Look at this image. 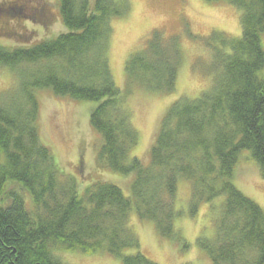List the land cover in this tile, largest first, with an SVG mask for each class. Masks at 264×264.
Segmentation results:
<instances>
[{"label": "trees", "instance_id": "16d2710c", "mask_svg": "<svg viewBox=\"0 0 264 264\" xmlns=\"http://www.w3.org/2000/svg\"><path fill=\"white\" fill-rule=\"evenodd\" d=\"M225 1L240 11L241 37L208 48L212 85L199 98H180L165 113L144 164L131 153L138 132L117 87L108 51L112 21L127 15L130 0H58L66 32L52 40L10 49L0 45V71L18 85L0 94V264H62L56 251L106 250L122 264H156L138 252L129 219L155 225L177 239L175 202L180 180L192 185L191 215L225 197L216 243H202L212 264H264V211L234 185L241 153L264 179V0ZM154 32L130 57L129 83L174 94L181 65L178 38ZM216 34L209 39H216ZM96 106L90 125L101 139L98 162L133 176L130 195L110 183L79 187L60 169L39 130L38 92ZM126 250H136L125 256Z\"/></svg>", "mask_w": 264, "mask_h": 264}, {"label": "rangeland", "instance_id": "374dc122", "mask_svg": "<svg viewBox=\"0 0 264 264\" xmlns=\"http://www.w3.org/2000/svg\"><path fill=\"white\" fill-rule=\"evenodd\" d=\"M240 15L239 10L225 1L130 0L127 15L112 21L108 59L115 83L127 97L126 109L139 137L131 158L148 164L149 152L169 107L180 98L197 99L210 89L212 56L208 48L220 46L223 37H241ZM65 32L58 0H0L1 46L10 49L30 46ZM154 32L167 39L178 38L181 65L174 94L149 91L136 83H129L127 87L126 64L132 55L146 47ZM215 34L216 39H209ZM261 41L264 48V34ZM261 76L264 78V69ZM18 83L15 73L0 71V94L9 92ZM37 96L41 139L55 155L67 179L71 178L81 193L90 185L110 183L129 196L133 176L116 174L98 162L102 139L90 125L96 104L58 98L48 90L38 92ZM4 161L0 154V166ZM233 183L264 211V179L247 152L239 157ZM224 201L225 197H220L203 204L192 216V185L188 180H180L175 202L177 239H164L152 222L141 221L133 209L129 224L140 244L138 252L156 264H212L201 244L216 243L217 222ZM136 252L126 250L124 255ZM54 256L62 264H122L121 259L106 250L94 254L56 251Z\"/></svg>", "mask_w": 264, "mask_h": 264}]
</instances>
